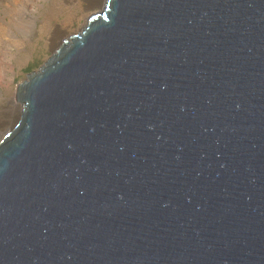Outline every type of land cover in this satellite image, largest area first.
<instances>
[{
    "label": "water",
    "instance_id": "95a60500",
    "mask_svg": "<svg viewBox=\"0 0 264 264\" xmlns=\"http://www.w3.org/2000/svg\"><path fill=\"white\" fill-rule=\"evenodd\" d=\"M17 100L0 264H264V0H106Z\"/></svg>",
    "mask_w": 264,
    "mask_h": 264
},
{
    "label": "rangeland",
    "instance_id": "374dc122",
    "mask_svg": "<svg viewBox=\"0 0 264 264\" xmlns=\"http://www.w3.org/2000/svg\"><path fill=\"white\" fill-rule=\"evenodd\" d=\"M106 0H0V140L17 123L19 84Z\"/></svg>",
    "mask_w": 264,
    "mask_h": 264
},
{
    "label": "bare ground",
    "instance_id": "6f19581e",
    "mask_svg": "<svg viewBox=\"0 0 264 264\" xmlns=\"http://www.w3.org/2000/svg\"><path fill=\"white\" fill-rule=\"evenodd\" d=\"M18 88H19V86H18Z\"/></svg>",
    "mask_w": 264,
    "mask_h": 264
}]
</instances>
